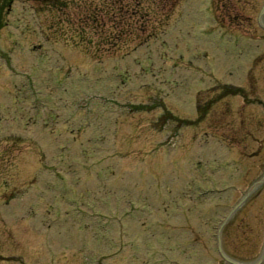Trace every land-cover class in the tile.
<instances>
[{
    "label": "rangeland",
    "instance_id": "obj_1",
    "mask_svg": "<svg viewBox=\"0 0 264 264\" xmlns=\"http://www.w3.org/2000/svg\"><path fill=\"white\" fill-rule=\"evenodd\" d=\"M6 4L0 0V264H225L218 228L264 174V0H180L166 33L96 64L65 43V25L66 37L45 39L59 14L40 13L30 0ZM218 83L242 87L245 98L213 101ZM108 98L114 107L96 108ZM197 105L206 113L200 120ZM88 133H102L101 141ZM71 146L93 150V165L105 159L107 178L96 188L109 197L86 207L73 199L75 214L65 195L79 194L91 165ZM96 169L90 178L103 179ZM220 239L232 260L258 261L264 184Z\"/></svg>",
    "mask_w": 264,
    "mask_h": 264
},
{
    "label": "trees",
    "instance_id": "obj_2",
    "mask_svg": "<svg viewBox=\"0 0 264 264\" xmlns=\"http://www.w3.org/2000/svg\"><path fill=\"white\" fill-rule=\"evenodd\" d=\"M41 6L50 11L64 14L67 18L65 24L70 25L76 32L78 40L86 45V48L93 47L96 53L105 48L106 53H120L125 55L129 50L140 45L144 41L142 27L144 25L141 16L150 13V7L144 6L145 2L155 3L162 0H35ZM91 4V5H90ZM81 9L79 17H69L65 14L70 6ZM69 17V18H68ZM105 18L109 25L105 26ZM125 27V28H123ZM89 33L94 34L96 40ZM132 40L136 44L132 47L128 43ZM123 43V44H122ZM230 89L223 92L228 94Z\"/></svg>",
    "mask_w": 264,
    "mask_h": 264
}]
</instances>
